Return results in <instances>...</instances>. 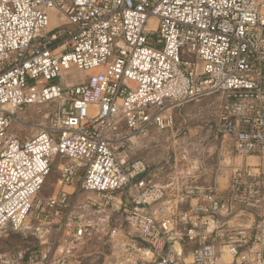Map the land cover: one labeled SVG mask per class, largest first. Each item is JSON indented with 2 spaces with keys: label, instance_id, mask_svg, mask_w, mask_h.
<instances>
[{
  "label": "built area",
  "instance_id": "built-area-1",
  "mask_svg": "<svg viewBox=\"0 0 264 264\" xmlns=\"http://www.w3.org/2000/svg\"><path fill=\"white\" fill-rule=\"evenodd\" d=\"M54 9L67 24L50 31ZM210 96L211 181L156 184L125 149ZM38 106L48 126L14 135ZM249 210H264V0H0V238L24 242L0 264H85L96 231L112 246L97 264H264V221L229 228Z\"/></svg>",
  "mask_w": 264,
  "mask_h": 264
},
{
  "label": "rangeland",
  "instance_id": "rangeland-1",
  "mask_svg": "<svg viewBox=\"0 0 264 264\" xmlns=\"http://www.w3.org/2000/svg\"><path fill=\"white\" fill-rule=\"evenodd\" d=\"M70 2L71 0H65ZM50 31L65 27L67 20L58 12H48ZM82 74V73H81ZM57 82V81H54ZM171 105V104H170ZM220 99L215 96L199 101L173 106V126L166 130L152 129L138 137L125 150L131 160H145L149 167V178L156 184L169 185L177 182L182 185L206 186L212 178L215 167L217 142L215 124ZM55 107H31L18 112L12 133L22 140L32 138L48 126L46 114ZM58 163L52 169L38 199L46 201L56 192ZM264 210H249L240 216L229 228L256 227L264 221ZM116 218V217H115ZM114 218V220H115ZM8 238H0V253L23 246L18 235L5 231ZM109 236L95 232L87 244L85 252L90 254L85 264L102 263L112 252ZM223 254L230 255L224 250Z\"/></svg>",
  "mask_w": 264,
  "mask_h": 264
},
{
  "label": "crops",
  "instance_id": "crops-1",
  "mask_svg": "<svg viewBox=\"0 0 264 264\" xmlns=\"http://www.w3.org/2000/svg\"><path fill=\"white\" fill-rule=\"evenodd\" d=\"M219 257V264H231L233 262L232 256L230 255V257H228V255L223 254V252L219 253Z\"/></svg>",
  "mask_w": 264,
  "mask_h": 264
},
{
  "label": "bare ground",
  "instance_id": "bare-ground-1",
  "mask_svg": "<svg viewBox=\"0 0 264 264\" xmlns=\"http://www.w3.org/2000/svg\"><path fill=\"white\" fill-rule=\"evenodd\" d=\"M52 11L57 12L55 9L52 10ZM152 23H153V21L151 20V21H150V24H152ZM80 74H81V73H80ZM81 76H82V74H81Z\"/></svg>",
  "mask_w": 264,
  "mask_h": 264
},
{
  "label": "water",
  "instance_id": "water-1",
  "mask_svg": "<svg viewBox=\"0 0 264 264\" xmlns=\"http://www.w3.org/2000/svg\"><path fill=\"white\" fill-rule=\"evenodd\" d=\"M176 248H177V249H179V248H180V246H179V245H176Z\"/></svg>",
  "mask_w": 264,
  "mask_h": 264
}]
</instances>
